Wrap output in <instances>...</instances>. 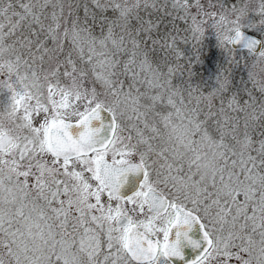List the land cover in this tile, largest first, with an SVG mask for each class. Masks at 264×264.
I'll return each mask as SVG.
<instances>
[{
  "label": "snow or ice",
  "instance_id": "snow-or-ice-1",
  "mask_svg": "<svg viewBox=\"0 0 264 264\" xmlns=\"http://www.w3.org/2000/svg\"><path fill=\"white\" fill-rule=\"evenodd\" d=\"M0 264H264V0H0Z\"/></svg>",
  "mask_w": 264,
  "mask_h": 264
},
{
  "label": "trees",
  "instance_id": "trees-1",
  "mask_svg": "<svg viewBox=\"0 0 264 264\" xmlns=\"http://www.w3.org/2000/svg\"><path fill=\"white\" fill-rule=\"evenodd\" d=\"M181 48L184 53L183 59L185 61H189L191 64L196 63L199 60L203 63L201 68H198L196 64L194 68L191 66L192 69H190V77L192 81H196V78L198 77H210L212 74L221 72L222 68L228 63L227 53L223 48L220 47L219 40L214 34L210 35L206 33L204 39L199 43L198 47L194 46L191 41H188L182 42ZM198 48L199 54H197L196 51ZM184 73L185 72L180 74ZM247 75V68L243 64L233 66L232 85L230 86L229 92L238 91L244 95L242 93V89L245 86V82L247 81ZM248 86L250 87V83H248ZM202 89L204 91V88ZM207 90L211 89L208 88Z\"/></svg>",
  "mask_w": 264,
  "mask_h": 264
},
{
  "label": "clouds",
  "instance_id": "clouds-1",
  "mask_svg": "<svg viewBox=\"0 0 264 264\" xmlns=\"http://www.w3.org/2000/svg\"><path fill=\"white\" fill-rule=\"evenodd\" d=\"M220 163V155L214 144L209 138L201 142L199 156L196 159L200 174L210 177Z\"/></svg>",
  "mask_w": 264,
  "mask_h": 264
},
{
  "label": "rangeland",
  "instance_id": "rangeland-1",
  "mask_svg": "<svg viewBox=\"0 0 264 264\" xmlns=\"http://www.w3.org/2000/svg\"><path fill=\"white\" fill-rule=\"evenodd\" d=\"M206 33L210 34V35L214 34V35L217 36L216 32L212 28L207 29ZM217 38H218V36H217ZM196 51H197V54H199V52H198L199 48L196 49ZM195 64H196V66H198V68H201L202 65H203V63L198 60L196 63H191V64L189 63L187 68L190 70V69H192L191 66H193V68L195 67ZM217 73H215V74L211 73L212 76H210V77H198V78H196V81H192L191 77L189 75V71H185L184 74L178 73L174 77V83H176V84H185V85L190 83L192 85L204 88V91L207 92V91H210V90H207L208 88H210L212 90L213 88L218 86V79L217 78H218V76L220 75L221 72H217ZM208 83H209V85H208Z\"/></svg>",
  "mask_w": 264,
  "mask_h": 264
}]
</instances>
